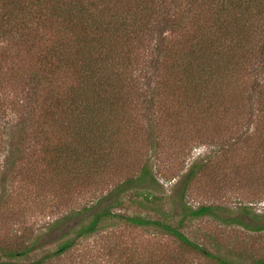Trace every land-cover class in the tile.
<instances>
[{
  "label": "trees",
  "instance_id": "1",
  "mask_svg": "<svg viewBox=\"0 0 264 264\" xmlns=\"http://www.w3.org/2000/svg\"><path fill=\"white\" fill-rule=\"evenodd\" d=\"M158 28L163 37L146 53L151 43L146 40ZM14 42L18 52H11ZM20 55L22 66L12 61L0 76V91L30 82L16 102L0 95L3 182L20 175L23 162L37 155L32 171L42 166L59 181L64 176L70 185L88 186L125 157L126 129L138 128L131 134L138 139L146 123H156L151 111L156 108L187 123H206L216 111H228L229 117L233 108L250 103L245 108L252 109L257 103L264 119V0H0V70L8 56ZM151 136L147 133L148 140ZM259 137L264 155V133ZM211 167L198 161L189 166L171 209L153 192L159 182L146 161L137 176L74 212L90 214L45 257L119 221L168 235L183 250L215 264H264V257L245 261L213 252L182 231L187 220L221 217L220 207L192 208L184 202L191 181ZM130 189L137 193L128 206L145 214L113 212L127 205L123 194ZM230 220L264 230V219L248 207ZM37 243L14 248L0 241L5 258L0 264H43L45 257L23 262Z\"/></svg>",
  "mask_w": 264,
  "mask_h": 264
},
{
  "label": "rangeland",
  "instance_id": "2",
  "mask_svg": "<svg viewBox=\"0 0 264 264\" xmlns=\"http://www.w3.org/2000/svg\"><path fill=\"white\" fill-rule=\"evenodd\" d=\"M154 31L153 39L146 40L151 42L146 53L154 52L163 37L159 33L160 28ZM15 45L16 42L11 44V52H18ZM40 46L35 45L36 52ZM22 56L18 59L8 56L4 63L6 68L0 70V76L9 72L7 64L12 61V64L21 67L23 61L19 59ZM262 64L263 61L257 68ZM259 76H262L261 72ZM254 80L258 81V76ZM29 83L27 79L21 88L15 86L1 90L0 95L7 101L16 102L30 89ZM247 106L233 108L229 117L228 111H216L215 117L207 119L206 123H187L179 114L152 109L156 123L151 121L150 126L157 127L150 128L146 123V128H141L137 134L138 139H133L131 135L132 129L138 132V128L126 129L129 134L124 140H131V146L128 147L124 141L122 147L127 154L88 186L70 185L64 176L59 181L42 170V166L32 171L37 155L24 161L20 175L11 174L5 182L0 177V241L14 248L38 241L37 248L24 258L26 263L48 256L90 214L75 215L74 212L91 206L117 184L137 176L142 164L148 160L159 182L153 192L162 198L166 208L172 209L184 188L183 175L194 161H198L212 167L191 181L184 202L192 208L202 205L220 207L218 213L221 217L207 215L187 220L182 231L213 252L245 261L264 257V230L247 229L230 220L238 216L244 207L264 219V155L258 141L259 134L264 133V119L260 120L263 114L260 116L257 103L252 109H246ZM147 133L152 134L153 140L147 139ZM41 148L42 144H39L36 150ZM5 151V144L0 143V162L5 159ZM26 166L30 169H25ZM136 193L135 189L127 190L123 194L127 205L113 212L145 214L134 206H128V199ZM105 204H112V201ZM0 260L5 258L0 255ZM43 264L215 263L183 250L168 235L118 221L98 233L81 238L58 256L45 257Z\"/></svg>",
  "mask_w": 264,
  "mask_h": 264
}]
</instances>
